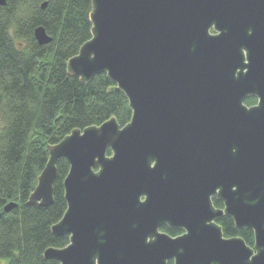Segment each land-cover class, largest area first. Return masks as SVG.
Returning a JSON list of instances; mask_svg holds the SVG:
<instances>
[{"label":"water","instance_id":"95a60500","mask_svg":"<svg viewBox=\"0 0 264 264\" xmlns=\"http://www.w3.org/2000/svg\"><path fill=\"white\" fill-rule=\"evenodd\" d=\"M91 3L92 38L68 60V73L87 83L105 72L132 117L124 127L111 118L76 129L49 147L28 203H53L55 162L66 159L67 209L51 231L69 235V244L47 248L44 258L264 264V0ZM34 37L52 41L43 26ZM252 93L260 101L248 108ZM213 195L224 211L214 210ZM223 213L253 231V247L223 237L213 222ZM165 222L185 232H159Z\"/></svg>","mask_w":264,"mask_h":264},{"label":"trees","instance_id":"16d2710c","mask_svg":"<svg viewBox=\"0 0 264 264\" xmlns=\"http://www.w3.org/2000/svg\"><path fill=\"white\" fill-rule=\"evenodd\" d=\"M91 2L6 0L0 6V264H59L43 255L47 248L69 244V235L51 231L67 209L66 159L55 162L53 203H28L49 160V147L76 129L111 118L124 127L131 120L125 93L115 90L105 72L87 83L68 73V60L92 38ZM38 26L52 37L50 43H37ZM9 202L17 206L4 212ZM223 225L225 237L253 244L252 231L232 228L228 220Z\"/></svg>","mask_w":264,"mask_h":264},{"label":"flooded vegetation","instance_id":"af4514ba","mask_svg":"<svg viewBox=\"0 0 264 264\" xmlns=\"http://www.w3.org/2000/svg\"><path fill=\"white\" fill-rule=\"evenodd\" d=\"M262 30L264 32V26H262ZM251 32H252V29L250 30V33ZM210 33L211 34H215L216 32L213 30V28H211L210 29ZM243 54H244V57H245V60L244 61L247 62V59H246V50H243ZM263 76H264V70L262 71V74H261L260 77L262 78ZM259 101H260V96L257 93H252V94L248 95L244 99L243 103L248 108H250V107L257 106L259 104ZM210 200H211V204H212L214 210H221V211H224L225 210V202L221 198H219L218 196L213 195V196H211ZM227 220L231 223L232 228H235L237 230L252 231L249 228H245V227L239 228V227H237L236 224H235L234 219L231 216L226 215L225 213H223L220 218L215 219L213 222L218 227H220V229L222 231V235H223L224 238H230V237H225L224 234H223V226H224L223 223H224V221H227ZM158 231L161 232V233H166V234H168L171 237L179 236V235H181V234H183L185 232V230L183 228H177V227L170 226L166 222L165 223H162L161 225H159ZM253 245H254V234H253V244L252 245H248V246L253 247ZM167 264H173V260L172 259L168 260L167 261Z\"/></svg>","mask_w":264,"mask_h":264}]
</instances>
